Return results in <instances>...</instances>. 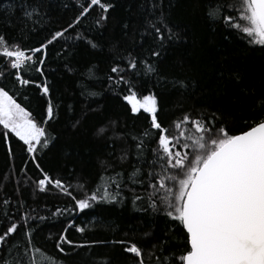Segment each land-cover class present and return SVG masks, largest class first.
Here are the masks:
<instances>
[{
	"label": "trees",
	"instance_id": "1",
	"mask_svg": "<svg viewBox=\"0 0 264 264\" xmlns=\"http://www.w3.org/2000/svg\"><path fill=\"white\" fill-rule=\"evenodd\" d=\"M107 2L114 7L109 9L103 27L95 26L101 10L93 6L87 18H82L80 25L66 33L68 45L61 41L49 46L43 76L33 72L31 78L35 79V84L16 85L12 89L16 92L17 102L27 108L37 122H42L46 116L48 103V97L37 84L46 79L50 89L55 116L45 125L50 137L49 146L38 151L36 162H33V154L26 152L23 142L13 133L5 136V130L0 126V213L5 209L3 201L8 200V214L14 221H20L25 211L33 208L32 216L46 217L28 224L29 228L35 229L33 244L42 249L34 253L35 264H53L52 258L56 264H138L133 254L124 251V245L108 243L110 241L137 243L145 249V264H157L155 257L148 258V253L162 241L166 246L163 252L156 248L157 256L175 253L178 258L186 247V231L179 222L170 220L163 213H154L142 200L133 202L134 195H145V189L127 180L134 166L143 165V162L137 164L135 141L131 137L149 129L150 120L148 114L131 113L130 106L114 94L107 81L108 75H115L110 73L114 63L120 62L123 66L118 59L120 56H126L129 51L138 56L146 55L137 50L133 41L139 40L138 33L143 25L139 6L146 7L148 0ZM81 3L87 6V0H0V34L19 42L24 49L37 47L50 31L67 27L79 14L81 9L77 5ZM219 3L228 5L231 0H219ZM25 4H39L40 11L46 12L47 16L43 17L44 27L21 39L20 29L25 24L22 5ZM164 5L167 24L180 38L166 43L161 57L152 58L158 67L157 76L132 77L136 91L141 95L149 91L156 94L160 106L158 118L170 135L177 134L174 122L182 120L186 113L192 117L203 116L205 120L215 115L216 127L224 125L230 134L247 130L246 121L264 115V107L257 103L264 100V46L247 43L223 23H211L206 13L215 11L219 14L217 0H164ZM225 11L228 15L237 14L231 8ZM125 23L128 24L126 29ZM77 33L84 39L73 41L71 37ZM89 40L99 47L91 48ZM144 43L147 47L152 41L148 39ZM90 67L96 70L98 79H86ZM234 74H239V82L234 79ZM176 79L191 82V87L173 88L170 82ZM12 81L10 76L9 88ZM85 85L98 95H82ZM25 96L26 100L23 99ZM100 127L108 128L104 136L96 134ZM156 133L157 130H152V142L147 145L146 158L149 160L151 148L156 147ZM125 147L132 151L128 160L120 164L117 157ZM36 163L49 176L69 185L67 190L77 199L103 186L115 172L122 171L121 200L97 202L81 213L75 210L72 197L60 189L51 186L43 192L37 189L35 182L43 177ZM58 208L67 211L61 215L56 213ZM7 226H10L9 219L0 214V233ZM77 227H84L85 232L76 231ZM66 228L67 232H64ZM24 231L21 222L17 233L9 238V244L22 241ZM62 233L77 244L105 243L75 249L62 245L65 249L62 253L56 248Z\"/></svg>",
	"mask_w": 264,
	"mask_h": 264
},
{
	"label": "snow or ice",
	"instance_id": "2",
	"mask_svg": "<svg viewBox=\"0 0 264 264\" xmlns=\"http://www.w3.org/2000/svg\"><path fill=\"white\" fill-rule=\"evenodd\" d=\"M93 6L101 10L95 19V26L103 27L108 19L107 13L114 5L107 0H87V6L83 3L77 5L81 10L67 27L50 31V35L37 47L24 49L19 42L14 39L10 41L0 34V81L3 82L0 84V126L5 130V136L10 132L23 142L26 152L33 154V162H36L38 151L42 152L49 146L50 137L45 125L54 118L55 106L46 79L42 84H37L42 94L48 97L46 116L42 122H37L32 113L17 102L14 98L16 92L12 89L16 85L35 84V79L31 78L33 72L43 76L49 46L61 41L68 45L69 36L66 33L80 25ZM22 7L25 24L20 29L21 39L29 32L44 27L43 17L47 16L46 12L40 11L39 4H25ZM164 7V0H148L146 7L143 4L139 6L143 25L138 33L139 40L133 43L138 51L146 55L127 52L126 56L118 58L123 66L120 62L114 63L110 73L115 75L107 76L112 91L130 106V112L148 114L150 120L149 129L131 137L135 141L137 164L143 162V165L134 166L127 180L145 189V195H134L133 202H146L154 213H163L170 220L179 222L186 231V247L178 258L175 253L163 257L156 255V248L163 252L166 246L163 241L153 246L148 258L155 257L157 264H264V115L251 122L246 121L247 130L230 134L226 126L216 127L215 115L205 120L203 116L192 117L186 113L182 120L174 122L177 134L170 135L168 128L158 118L160 106L156 94L149 91L141 95L136 91L132 77L157 76L158 67L152 58L161 57L165 44L180 38L168 26ZM168 7H171L170 3ZM216 7L219 14L215 11L206 13L211 23H223L247 43L264 46V0H231L228 5H222L217 0ZM226 8H231L237 14L228 15ZM124 28H128L127 23ZM71 39L74 41L84 37L77 33ZM148 39L152 43L145 47L144 42ZM88 44L93 49L99 47L91 40ZM153 44L156 46L153 47ZM6 70L10 71L6 74ZM88 72L86 79H98L95 69L90 67ZM10 76L13 78L11 88L8 87ZM234 79L239 82V74H234ZM170 83L177 89L191 87V82L186 83L183 79ZM81 94L98 95L90 91L87 85ZM257 103L264 107V100ZM152 130H157L156 147L151 148L152 158L149 160L146 152L147 145L152 142ZM107 132V127H100L96 134L104 136ZM8 151L11 154L10 147ZM130 151L132 149L128 147L121 149L117 157L120 164L128 160ZM35 166L43 177L35 182L39 191H46L51 186L72 197L67 190L69 185L49 176L39 163ZM123 185L124 173L117 171L95 191L86 192L80 199L72 197L75 210L84 213L97 202H120ZM3 204L5 209L0 214L9 219L10 226L0 233V264H35L34 253L42 249L33 244L35 229L29 228L28 224L31 220L43 221L46 217L32 216L33 208L26 210L20 221H14L8 214L10 201L4 200ZM64 211L67 209L58 208L56 213L62 215ZM21 222L25 226L23 240L9 244V238L17 233ZM76 231L84 233L85 228L77 227ZM64 232H67V228ZM102 243L105 242L77 244L62 233L56 241V248L63 253L65 249L62 245L75 249ZM108 243L124 245V251L133 254L138 264H145V249L137 243L130 240Z\"/></svg>",
	"mask_w": 264,
	"mask_h": 264
},
{
	"label": "bare ground",
	"instance_id": "3",
	"mask_svg": "<svg viewBox=\"0 0 264 264\" xmlns=\"http://www.w3.org/2000/svg\"><path fill=\"white\" fill-rule=\"evenodd\" d=\"M30 54V53H29Z\"/></svg>",
	"mask_w": 264,
	"mask_h": 264
}]
</instances>
